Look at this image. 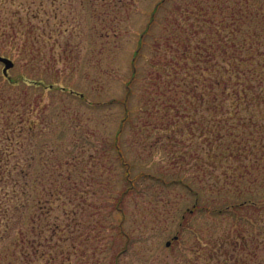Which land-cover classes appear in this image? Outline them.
<instances>
[{"label":"rangeland","instance_id":"374dc122","mask_svg":"<svg viewBox=\"0 0 264 264\" xmlns=\"http://www.w3.org/2000/svg\"><path fill=\"white\" fill-rule=\"evenodd\" d=\"M160 1L2 0L0 50L13 66L5 76L0 62V264H264V128L254 121L238 160L211 136L223 110L176 112L163 102L174 88H158L165 37L214 0H165L142 39ZM245 170L252 197L239 208L232 175ZM24 180L32 206L4 213Z\"/></svg>","mask_w":264,"mask_h":264},{"label":"trees","instance_id":"16d2710c","mask_svg":"<svg viewBox=\"0 0 264 264\" xmlns=\"http://www.w3.org/2000/svg\"><path fill=\"white\" fill-rule=\"evenodd\" d=\"M164 1L161 0L155 6L143 30L142 39L151 32L156 15ZM1 3L2 0L0 5ZM198 12L201 17L198 14L196 20L189 22L187 30L179 26L181 34L178 33L175 37L170 34L165 37V44L172 58L162 56V59L166 60H162V70L157 73L158 78L161 79L160 82L158 81V88L166 90L161 91V95L174 88L175 91L170 95L173 93L175 95L173 97L168 95L163 102L169 109L175 108L176 112H180L181 109L185 111L188 105L192 106L193 102L198 101L199 103L209 101L208 105L214 116H217V110H223V115L213 121L211 136L214 141H219L218 145H221L222 140L229 139L225 142V148L230 152L228 156H236L235 158L239 160L242 152H248L250 148L240 143L254 136L252 128L254 126H251L254 121L257 120L258 126L264 128V0H214L209 12L201 9H198ZM3 26L5 25L0 26V36L7 34ZM141 46L138 44L133 54L132 72L122 101L124 112L116 131L117 139L131 119L129 99L139 73L137 58ZM0 55L10 57L12 51L0 50ZM163 75L166 77L164 80ZM30 82L42 83L41 80ZM117 139L114 146L121 153ZM247 155L248 153L243 157ZM118 157L122 158V156ZM123 160L120 161L125 165ZM250 160L252 162L253 158ZM19 172L26 179L28 171L21 168ZM246 172L247 174L240 172L232 175L238 177L236 181L231 182V187L233 190H239V208L243 206L245 200H251L252 197L249 194L250 196L245 198L247 195L243 197L242 193L244 176L253 179L250 177V171ZM133 186L129 184L119 193L118 210ZM198 192L200 191H196L197 195ZM17 193L19 198L16 199V203L12 206L5 204L3 211L6 214L9 210L18 211L25 216L26 209L32 206L31 189L25 180L20 181ZM235 203H231L232 206H236Z\"/></svg>","mask_w":264,"mask_h":264},{"label":"water","instance_id":"95a60500","mask_svg":"<svg viewBox=\"0 0 264 264\" xmlns=\"http://www.w3.org/2000/svg\"><path fill=\"white\" fill-rule=\"evenodd\" d=\"M0 62L3 63V74L4 75H7V70L8 68L12 67L13 66V61L12 59H10L9 57H6V56H2L0 55ZM176 237V236H175ZM166 244H169V241H167Z\"/></svg>","mask_w":264,"mask_h":264}]
</instances>
